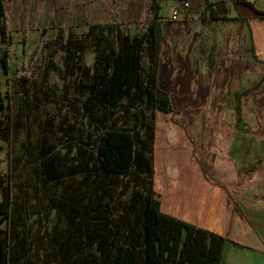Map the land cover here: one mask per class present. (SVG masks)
Returning <instances> with one entry per match:
<instances>
[{
  "label": "rangeland",
  "instance_id": "obj_1",
  "mask_svg": "<svg viewBox=\"0 0 264 264\" xmlns=\"http://www.w3.org/2000/svg\"><path fill=\"white\" fill-rule=\"evenodd\" d=\"M160 1L162 19L172 20V6L176 2ZM18 2L20 7L26 8L22 20L25 29L23 33L14 29V38L7 35L0 39V49L8 54L9 60V73H0V90H7V77L14 72L18 77L28 73L29 81L19 89L12 86L10 108L0 109V202L7 189L21 187L24 190L16 202L24 206L27 214L26 224L35 249L34 264L43 263L38 260V251L46 249L45 238H51V231L57 238L60 232L70 229L65 213L57 211L56 203L62 198L77 196L87 204L91 196L96 195V186L84 181V173L77 163L91 161L101 132L120 112H124L125 129L134 135L138 151L145 158L155 160V189L165 210H174L175 194L181 190L184 194L180 198L188 202L189 195L199 184L197 180L204 179L213 185L216 205L222 194L217 184L228 185L231 193H235L233 190L249 193L251 166L242 167L240 174L245 173V183L236 189L233 155L238 157L239 154L249 165L263 154L264 81L260 94L257 95L255 89L244 99L242 115L250 126L244 131L252 136L243 140L236 134L235 108L226 93L222 75L216 76L215 86L210 84L208 76L181 75L178 81L172 75V84L167 90L172 94L173 111L163 113L154 106L155 63L149 30L154 17L152 0ZM14 4L13 0H7L6 20L13 16ZM93 25L96 28L90 30ZM108 25L109 29L102 30ZM42 26L47 28V37ZM116 28H121L123 34L138 30L145 34L142 66L146 93L124 110L107 105L98 89L101 76L110 74L114 57L123 46L116 36ZM165 32V39L180 34L171 27ZM18 33H22L24 44H18ZM176 44L175 50L184 55L188 43L183 49L179 36ZM192 77L196 81L190 90L183 78ZM238 77L234 76L237 81L232 83L231 90L242 89ZM90 93L92 98H88ZM255 103L258 118H254ZM5 113L10 114L9 120ZM253 125L259 129L254 135L260 141L254 142ZM19 155L22 161H18ZM50 164L61 174L62 182H42V186V166L46 168ZM210 189L211 186L207 187L205 195ZM91 202L95 206L97 201L92 199ZM123 212L127 223L138 232L139 209L125 206Z\"/></svg>",
  "mask_w": 264,
  "mask_h": 264
},
{
  "label": "trees",
  "instance_id": "obj_2",
  "mask_svg": "<svg viewBox=\"0 0 264 264\" xmlns=\"http://www.w3.org/2000/svg\"><path fill=\"white\" fill-rule=\"evenodd\" d=\"M205 2L209 4V0ZM152 9L154 17L149 30L155 63L154 106L169 114L173 111L172 94L167 90L171 75L159 62L164 34L159 0H152ZM210 11L204 19L227 18L214 9ZM4 14V1L0 0V16ZM110 27L103 26L102 30ZM95 28V25L90 26V30ZM6 31V25L0 23L1 39L6 37ZM115 33L123 46L114 57L110 74L101 76L98 89L107 105L124 110L146 93L142 66L145 34L141 30L123 34L121 28H116ZM1 72L9 73V60L8 54L0 49ZM28 81L29 74L25 72L22 77L15 72L13 76L8 75L7 90H0L1 110L10 108L9 89L12 86L19 89ZM88 98H92L91 93ZM234 113L237 122H242V107H235ZM5 115L9 120L10 114ZM112 121L101 132L91 161L77 163L84 173V181L96 186V195L91 196L87 204L77 196L62 198L56 203L57 211L65 213L70 229L60 232L57 238L51 231V238H45L46 249L38 251V260L49 264L56 255L61 264H223L226 236L163 211L155 189L154 158L147 159L138 151L134 135L125 129L124 112ZM134 123L137 127L138 120ZM155 134L154 129L153 139ZM18 161H22V155L18 156ZM40 180L41 185L60 184L62 176L52 164L46 168L43 165ZM23 192L21 187L7 189L0 202V264H34L36 260L25 208L16 202ZM92 199L97 201L95 206ZM125 206L139 209L138 232L127 223L123 212Z\"/></svg>",
  "mask_w": 264,
  "mask_h": 264
},
{
  "label": "crops",
  "instance_id": "obj_3",
  "mask_svg": "<svg viewBox=\"0 0 264 264\" xmlns=\"http://www.w3.org/2000/svg\"><path fill=\"white\" fill-rule=\"evenodd\" d=\"M3 1L5 14L0 16V23L7 27L6 36L14 38V29L22 33L25 29L22 20L26 8L20 7L18 0H13V16L10 15L6 20L7 0ZM169 1L175 3L178 0H163L165 3ZM159 2L162 11V3L160 0ZM210 9L227 18L204 19V15H210ZM181 15L182 18L179 17L176 21L162 19L164 33L167 27L180 33L178 36L172 35L169 39H165L163 34L159 62L165 72L176 76L178 81L181 75L208 76L213 86L217 81L216 76L222 75L226 93L233 103L232 107L243 108L244 99L255 89L256 94H260V86L264 81V0H209V4H206L205 0H191L190 10L183 11ZM44 26L43 34L47 37V28ZM19 34L17 42L24 44L26 41ZM179 36L183 49L184 44L188 43L184 55L175 50ZM23 53L26 54V48H23ZM234 76H239L237 79L243 85L242 89H230L232 83L236 84L237 81ZM183 80L189 84V89L193 90L196 79L192 77L190 80ZM246 91L247 94H241ZM257 110L255 103L254 118H258ZM236 123V134L241 135L243 140L252 136L244 131L245 127L250 128L244 116L240 123L236 117ZM258 130L253 125V137ZM255 137L254 142L261 140ZM261 147L264 148L263 145ZM235 155L232 166L236 171V189L245 183V173L240 174L242 167L251 166L249 193L242 194L241 190H233L235 193H231L228 185L217 184L222 194L219 204L216 205L213 200V185L207 184L204 179L200 182L197 180L199 184L189 195L188 202L180 198L184 194V190H181L175 194L174 210H165L161 198L162 209L202 227L223 233L227 238L223 264H264V149L263 154L257 160H251L249 165L241 154V158L239 154L238 157ZM210 186L209 194L205 195V190ZM60 241L62 243L63 240ZM57 257L54 255V261L49 264H61L59 257V261L56 260Z\"/></svg>",
  "mask_w": 264,
  "mask_h": 264
},
{
  "label": "built area",
  "instance_id": "obj_4",
  "mask_svg": "<svg viewBox=\"0 0 264 264\" xmlns=\"http://www.w3.org/2000/svg\"><path fill=\"white\" fill-rule=\"evenodd\" d=\"M191 8V0H178L172 6V20L176 21L183 11H188Z\"/></svg>",
  "mask_w": 264,
  "mask_h": 264
}]
</instances>
